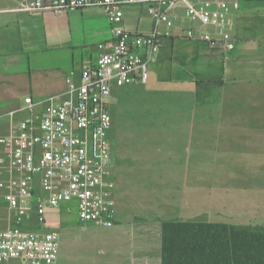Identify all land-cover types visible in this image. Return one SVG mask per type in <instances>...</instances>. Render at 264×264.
Returning <instances> with one entry per match:
<instances>
[{
    "label": "crops",
    "instance_id": "crops-1",
    "mask_svg": "<svg viewBox=\"0 0 264 264\" xmlns=\"http://www.w3.org/2000/svg\"><path fill=\"white\" fill-rule=\"evenodd\" d=\"M20 1L0 0L3 111L24 107L27 98L40 104L63 94L71 75L95 64L98 45L113 38L98 7L29 14L15 11ZM235 2L230 58L222 47L199 39L205 29L199 25L192 24V38L183 26L162 27L147 84L114 89L115 224L81 222L76 203L49 209L44 229L59 233L58 264H163L164 223L196 222L203 215L209 224L264 227V0ZM122 26L142 34L154 27L146 7L138 4L124 8ZM204 85L207 137H192L199 127L192 110L199 103L175 99H193ZM147 94L161 101L149 103ZM135 95L160 116L159 124L126 137L122 115ZM42 110L40 104L37 111ZM8 121L0 135L7 132ZM157 127L163 137H154ZM144 133L149 137H138ZM10 219L8 211L5 228Z\"/></svg>",
    "mask_w": 264,
    "mask_h": 264
},
{
    "label": "built area",
    "instance_id": "built-area-1",
    "mask_svg": "<svg viewBox=\"0 0 264 264\" xmlns=\"http://www.w3.org/2000/svg\"><path fill=\"white\" fill-rule=\"evenodd\" d=\"M135 4L153 19L148 34L122 26L124 8ZM92 7L103 10L113 34L98 45L96 63L73 73L63 94L40 103L41 112L30 98L19 109L0 108V127L9 120L0 135V200L11 214L10 225L0 229V264H58L59 233L44 228L47 211L63 204L76 203L83 223L114 226L111 97L116 88L147 84L162 27L183 26L192 38L196 24L205 28L199 39L222 47L226 58L235 50V0H21L15 11L63 14Z\"/></svg>",
    "mask_w": 264,
    "mask_h": 264
},
{
    "label": "trees",
    "instance_id": "trees-1",
    "mask_svg": "<svg viewBox=\"0 0 264 264\" xmlns=\"http://www.w3.org/2000/svg\"><path fill=\"white\" fill-rule=\"evenodd\" d=\"M163 264H264V227L166 222Z\"/></svg>",
    "mask_w": 264,
    "mask_h": 264
},
{
    "label": "rangeland",
    "instance_id": "rangeland-1",
    "mask_svg": "<svg viewBox=\"0 0 264 264\" xmlns=\"http://www.w3.org/2000/svg\"><path fill=\"white\" fill-rule=\"evenodd\" d=\"M135 86H143V85H135ZM142 98V97H141ZM146 100L149 103H156L158 104L161 101V98L156 95L147 94ZM131 104L126 109V112L122 115L123 119V130L124 135L126 137H130L132 134L138 135L139 133H143L144 126L148 125L153 128L158 126L159 124V117H155L153 115L154 111L146 107V104L144 100L140 99V96L135 95L134 98H131ZM180 102L185 101H197L199 103L198 109L192 110L193 113L198 114L196 117L199 120V127L195 129L192 137H207V125H206V119H207V85L202 86L199 91L197 92V95L193 99H188L187 97H179L178 99H175ZM144 104V106H142ZM160 112V110H159ZM127 133V134H126ZM113 136V135H112ZM111 133L109 137H112ZM138 137H149L146 136L144 133L141 136ZM154 137H163L160 132V128L157 127L155 130ZM8 216V211L6 208V205L0 200V229H4L7 225L6 218ZM206 215H203L201 217V220L196 222L201 223H208L206 221Z\"/></svg>",
    "mask_w": 264,
    "mask_h": 264
}]
</instances>
